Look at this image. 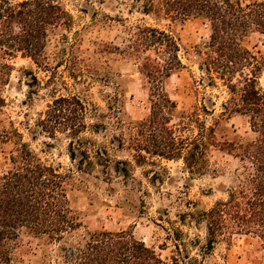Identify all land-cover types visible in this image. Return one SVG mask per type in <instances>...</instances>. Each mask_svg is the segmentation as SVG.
<instances>
[{"label": "rangeland", "instance_id": "1", "mask_svg": "<svg viewBox=\"0 0 264 264\" xmlns=\"http://www.w3.org/2000/svg\"><path fill=\"white\" fill-rule=\"evenodd\" d=\"M51 1L70 20L49 37L46 61L37 64L21 53L4 58L0 52V132L11 134L0 143V169L10 168L9 156L17 155L19 143L28 144L44 164L72 174L68 198L85 227L91 232L133 233L157 252L161 264H264V242L254 234L218 238L214 248H208L202 214L227 200V190L237 184V170L243 165L235 152L213 150L206 171L191 174L183 160L146 153L145 160H137L130 149L136 124L150 115V99L139 64L126 49L133 31L145 26L166 30L179 40L184 67L166 81L178 111L191 114L205 106L210 113H201V118L208 126L217 122L221 143L245 144L255 138L247 117H221L229 89L219 79L211 85L200 69L210 40L209 24L154 12L145 15L148 0ZM254 1L261 0L242 3ZM245 45L263 63L258 87L264 92V36L252 34ZM62 96H77L87 108V128L74 139L80 148L76 161L70 157L74 137L69 132L52 136L39 126L48 106ZM120 119L122 128L117 125ZM181 121L179 115L173 124ZM96 126L103 128L98 131ZM122 136L124 147L119 148ZM83 149L89 159L80 154ZM118 162L126 163L120 167L128 169L127 176L115 171ZM55 248L49 253L43 241L23 232L5 245L11 264H59Z\"/></svg>", "mask_w": 264, "mask_h": 264}, {"label": "trees", "instance_id": "2", "mask_svg": "<svg viewBox=\"0 0 264 264\" xmlns=\"http://www.w3.org/2000/svg\"><path fill=\"white\" fill-rule=\"evenodd\" d=\"M142 12L209 24L211 35L200 69L211 85L219 79L229 89L230 99L223 104L221 117H247L255 138L245 144L221 143L216 136L217 122L208 126L201 118V113H210L205 106L191 114L178 111L166 81L184 67L179 40L166 30L145 26L133 31L126 49L139 64L150 99V115L136 124L130 149L137 160H145L143 153L183 160L191 174L206 171L213 150L235 152L243 165L237 170V184L227 190V200L202 214L207 223L208 248L213 249L218 238L234 235L254 234L264 242V92L258 87L263 63L245 45L252 34L264 36V0L249 4L242 0H148ZM69 20V14L51 0H0V52L4 58L21 53L37 64L45 62L49 37ZM86 111L79 97L62 96L48 106L46 118L40 120L39 126L50 135L61 130L74 137L70 144L73 161L76 149H80L74 139L87 128ZM179 115L182 121L173 124ZM117 125L122 128L123 120ZM101 127L96 126L98 131ZM182 131L189 135L183 136ZM10 135L0 132V143ZM118 147H124L123 136ZM16 151L17 155L9 156L10 168L0 169L2 263L11 264L5 245L23 232L43 241L49 253L55 246L59 264H161L157 252L133 233L91 232L68 198L72 174H62L44 164L26 143H19ZM79 152L89 159L87 150ZM81 164L79 161V167ZM121 164L126 166L118 162L115 171L127 176L129 171Z\"/></svg>", "mask_w": 264, "mask_h": 264}]
</instances>
